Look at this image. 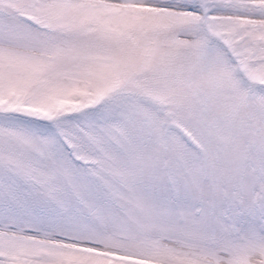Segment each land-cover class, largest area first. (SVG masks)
<instances>
[{"label": "snow or ice", "instance_id": "obj_1", "mask_svg": "<svg viewBox=\"0 0 264 264\" xmlns=\"http://www.w3.org/2000/svg\"><path fill=\"white\" fill-rule=\"evenodd\" d=\"M0 264H264V0H0Z\"/></svg>", "mask_w": 264, "mask_h": 264}]
</instances>
